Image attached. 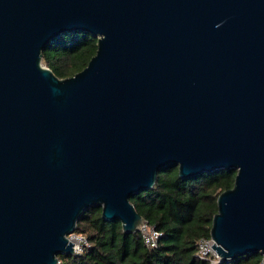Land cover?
Segmentation results:
<instances>
[{
    "label": "water",
    "instance_id": "water-1",
    "mask_svg": "<svg viewBox=\"0 0 264 264\" xmlns=\"http://www.w3.org/2000/svg\"><path fill=\"white\" fill-rule=\"evenodd\" d=\"M97 47L77 73L42 63L62 31ZM231 168L210 236L264 257V0H0V264H57L101 206L125 231L157 171Z\"/></svg>",
    "mask_w": 264,
    "mask_h": 264
},
{
    "label": "trees",
    "instance_id": "trees-1",
    "mask_svg": "<svg viewBox=\"0 0 264 264\" xmlns=\"http://www.w3.org/2000/svg\"><path fill=\"white\" fill-rule=\"evenodd\" d=\"M97 37L85 30L62 31L42 50L43 62L59 77L71 76L94 55ZM150 188L139 190L129 200L145 220L161 231L157 246L143 243L139 229L125 231L120 220L103 218L101 206L83 209L75 232L87 242L78 253L58 255L57 264H211L196 255L197 240L210 235L216 199L233 185L231 168L204 171L183 178L178 167L160 168ZM262 253L253 251L216 264H260Z\"/></svg>",
    "mask_w": 264,
    "mask_h": 264
},
{
    "label": "built area",
    "instance_id": "built-area-1",
    "mask_svg": "<svg viewBox=\"0 0 264 264\" xmlns=\"http://www.w3.org/2000/svg\"><path fill=\"white\" fill-rule=\"evenodd\" d=\"M138 229L141 233V237L143 240V243L149 247H154L157 246L158 239L161 235V231H159L156 227L152 226L149 224L146 220L141 222L140 226H138ZM82 237V246L87 242L85 236H79L76 232H72L69 234V238L73 241V237ZM74 242V241H73ZM197 250H196V255L201 258V259H208L211 264H216L220 262L219 256L217 255L214 247L212 246L213 244V239L211 236L207 237H201L197 240ZM75 247V244L73 245ZM81 250H77V247H75V252H81ZM260 264H264V257L262 256Z\"/></svg>",
    "mask_w": 264,
    "mask_h": 264
},
{
    "label": "rangeland",
    "instance_id": "rangeland-1",
    "mask_svg": "<svg viewBox=\"0 0 264 264\" xmlns=\"http://www.w3.org/2000/svg\"><path fill=\"white\" fill-rule=\"evenodd\" d=\"M42 63L45 64L43 61H42ZM79 236H82V234L81 235L79 234ZM77 242L78 243H75V242L74 243L76 245L75 247H77V250L79 251V250L83 249V246H82V237H80L79 241H77Z\"/></svg>",
    "mask_w": 264,
    "mask_h": 264
},
{
    "label": "bare ground",
    "instance_id": "bare-ground-1",
    "mask_svg": "<svg viewBox=\"0 0 264 264\" xmlns=\"http://www.w3.org/2000/svg\"><path fill=\"white\" fill-rule=\"evenodd\" d=\"M72 239H73V241H74L75 243H78L77 241H79L80 238L77 237V236H75V237H73ZM75 243H74V244H75ZM75 246H76V245H75Z\"/></svg>",
    "mask_w": 264,
    "mask_h": 264
}]
</instances>
